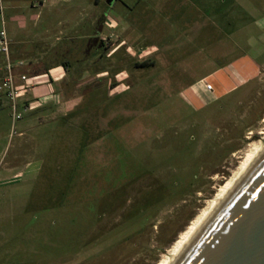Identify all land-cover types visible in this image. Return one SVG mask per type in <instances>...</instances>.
Returning a JSON list of instances; mask_svg holds the SVG:
<instances>
[{"label":"rangeland","instance_id":"obj_1","mask_svg":"<svg viewBox=\"0 0 264 264\" xmlns=\"http://www.w3.org/2000/svg\"><path fill=\"white\" fill-rule=\"evenodd\" d=\"M2 4L15 74L65 78L0 104V264H157L264 131V0Z\"/></svg>","mask_w":264,"mask_h":264},{"label":"water","instance_id":"obj_2","mask_svg":"<svg viewBox=\"0 0 264 264\" xmlns=\"http://www.w3.org/2000/svg\"><path fill=\"white\" fill-rule=\"evenodd\" d=\"M179 264H264V158Z\"/></svg>","mask_w":264,"mask_h":264},{"label":"bare ground","instance_id":"obj_3","mask_svg":"<svg viewBox=\"0 0 264 264\" xmlns=\"http://www.w3.org/2000/svg\"><path fill=\"white\" fill-rule=\"evenodd\" d=\"M260 135L261 137L258 140H254L255 142L250 144L247 150L243 151L244 153L239 158L238 166L231 172L223 186L217 189L215 195L207 201L205 207L198 212L186 229L179 234L175 242L167 248L168 250L162 255L161 260L157 264H179L197 243L216 216L263 160L264 131Z\"/></svg>","mask_w":264,"mask_h":264},{"label":"built area","instance_id":"obj_4","mask_svg":"<svg viewBox=\"0 0 264 264\" xmlns=\"http://www.w3.org/2000/svg\"><path fill=\"white\" fill-rule=\"evenodd\" d=\"M0 14L3 21L4 6L2 0H0ZM0 55L5 57L7 62L6 75L0 80V96H2L9 103L14 119H21L22 114L19 112L21 105L24 111H29L31 106L25 103H21L20 99L32 93L37 85L34 82V78H30L27 74L23 73L20 76L15 74V67L12 63L10 40L7 32L3 29L0 32ZM25 63L20 61L17 63V67H24ZM208 90H211V86H207Z\"/></svg>","mask_w":264,"mask_h":264},{"label":"crops","instance_id":"obj_5","mask_svg":"<svg viewBox=\"0 0 264 264\" xmlns=\"http://www.w3.org/2000/svg\"><path fill=\"white\" fill-rule=\"evenodd\" d=\"M11 50V47H10ZM11 58H12V52H11ZM31 71L34 73L35 70L31 69L28 70L26 73L30 78H34V82L37 84L35 86V89L32 93H29L25 96H23L20 101L22 103L28 104L33 109H40L44 107L49 102H55L57 105H59L60 99L58 95L54 94V87L53 84H57L58 82L62 81L65 78V72L60 69V67L55 69H50V73L47 71L41 72L38 71L34 73L35 77H31L29 74H31ZM47 72V73H46ZM6 75L5 69L1 66L0 62V80L4 78ZM4 101V98L0 96V104ZM62 102V101H61ZM69 103V102H68ZM66 102V104H68ZM3 104V103H2ZM65 105V103H62V107ZM60 106V105H59ZM70 109V108H69Z\"/></svg>","mask_w":264,"mask_h":264},{"label":"trees","instance_id":"obj_6","mask_svg":"<svg viewBox=\"0 0 264 264\" xmlns=\"http://www.w3.org/2000/svg\"><path fill=\"white\" fill-rule=\"evenodd\" d=\"M104 19H105V17L102 18V22H101V23H103V21H105ZM98 35H99V34H96V35H95L96 37L90 39L89 46H91V47H99L98 44H97V45H92V43H93L94 41H95V42L98 41ZM101 44H102V43H101ZM146 65H147V64H144V63L139 64L140 67H142V66H146ZM46 70H47V69H46ZM2 105H3V104H2ZM2 105H1V106H2ZM1 106H0V107H1Z\"/></svg>","mask_w":264,"mask_h":264}]
</instances>
